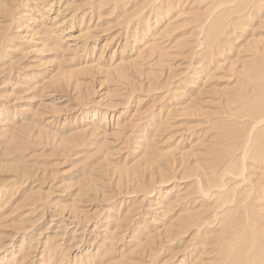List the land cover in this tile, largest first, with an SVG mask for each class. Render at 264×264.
Listing matches in <instances>:
<instances>
[{
	"label": "rangeland",
	"instance_id": "1",
	"mask_svg": "<svg viewBox=\"0 0 264 264\" xmlns=\"http://www.w3.org/2000/svg\"><path fill=\"white\" fill-rule=\"evenodd\" d=\"M0 264H264V0H0Z\"/></svg>",
	"mask_w": 264,
	"mask_h": 264
},
{
	"label": "bare ground",
	"instance_id": "2",
	"mask_svg": "<svg viewBox=\"0 0 264 264\" xmlns=\"http://www.w3.org/2000/svg\"><path fill=\"white\" fill-rule=\"evenodd\" d=\"M214 27V26H213ZM262 73V72H261ZM260 75V74H259ZM257 106V105H256ZM262 108V107H261ZM256 110V109H255ZM260 111V110H259Z\"/></svg>",
	"mask_w": 264,
	"mask_h": 264
}]
</instances>
